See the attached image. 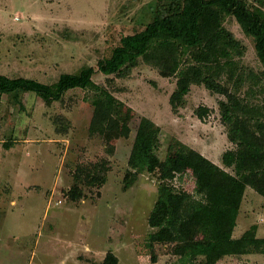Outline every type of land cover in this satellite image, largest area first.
Here are the masks:
<instances>
[{
    "label": "rangeland",
    "instance_id": "1",
    "mask_svg": "<svg viewBox=\"0 0 264 264\" xmlns=\"http://www.w3.org/2000/svg\"><path fill=\"white\" fill-rule=\"evenodd\" d=\"M174 1L0 0V75L52 85L64 73L97 70L123 36L142 31ZM244 1L264 11V0ZM223 26L239 45L208 63L204 76L248 108L240 107L243 119L264 122V69L254 39L231 16ZM196 64L190 52L181 57V69ZM176 80L162 78L143 59L123 76L97 71L94 83L116 99L104 134L91 132L97 89L71 90L50 104L33 93H0V264H103L109 254L119 264H181L189 241L156 244V262L147 247L161 182L129 165L140 121L146 117L159 126L162 161L178 141L223 167V153L235 146L220 107L226 95L193 85L173 111ZM199 107L209 110L202 120ZM129 171L136 178L126 189ZM170 184L202 197L190 172ZM74 188L81 192L76 201ZM252 226L264 238V197L249 187L234 237ZM208 238L200 228L192 239ZM217 264H264V253L226 256Z\"/></svg>",
    "mask_w": 264,
    "mask_h": 264
},
{
    "label": "trees",
    "instance_id": "2",
    "mask_svg": "<svg viewBox=\"0 0 264 264\" xmlns=\"http://www.w3.org/2000/svg\"><path fill=\"white\" fill-rule=\"evenodd\" d=\"M226 16L233 17L243 32L254 39L264 69L263 10L250 8L244 0H175L142 31L123 36L111 55L99 61L97 70L85 67L79 73H64L52 85L35 79L0 75L1 94L33 93L46 104L62 101L71 90H99L91 132L101 134L108 130L107 121L114 113L116 99L94 83L97 71L107 77L123 76L138 66L141 59L155 64L162 78L177 76L176 89L169 100L173 111L184 104L193 85H203L212 92L226 95L227 102H222L220 107L223 120L229 125L227 137L235 148L223 153V167L178 141L175 143L178 148L174 150L176 147L172 146V152L162 161L156 152L159 126L146 117L140 121L129 165L142 174L157 176L161 182V196L148 219L153 230L147 244L152 262L157 260L156 244L183 240L189 241V247L182 254L181 264H194L200 257L204 264H217L226 256L264 253V238H258L257 226H252L238 238L234 237L247 188L264 197V122L252 125L247 117L243 119L240 107L248 108L211 77L204 76L208 63L217 62L219 55L228 56L230 49L239 45L223 26ZM187 52L197 64L181 69V57ZM208 112L207 108L199 107L196 114L202 120ZM189 172L195 178L196 194L201 195V199L178 192L170 184ZM135 178L136 173H127L126 189L131 187ZM101 182L104 183L105 179ZM80 195L77 188L71 191L75 201ZM200 228L208 234L207 241L192 239ZM103 264H119V260L109 254Z\"/></svg>",
    "mask_w": 264,
    "mask_h": 264
}]
</instances>
